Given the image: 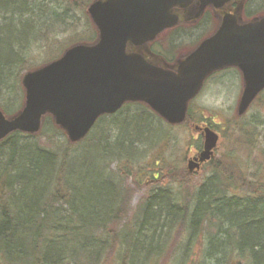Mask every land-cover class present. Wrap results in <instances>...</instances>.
Listing matches in <instances>:
<instances>
[{
	"label": "trees",
	"instance_id": "1",
	"mask_svg": "<svg viewBox=\"0 0 264 264\" xmlns=\"http://www.w3.org/2000/svg\"><path fill=\"white\" fill-rule=\"evenodd\" d=\"M60 8L62 0H0V108L7 116L2 101L18 92L24 71L39 67L27 68L28 55L54 29L50 16L63 19ZM83 10L88 32L72 44L92 45L98 31ZM194 119L190 109L185 124ZM241 120L232 125L251 137L244 149L254 150L255 134ZM49 129L66 137L47 116L39 134L15 132L0 142V264H104L111 252L121 264H160L173 245V264H264V181L235 151L213 159L210 176L192 188L187 170L169 168L166 183L163 156L145 160L166 137L145 104L102 117L76 144L52 149L31 141H52ZM144 176L152 189L128 221L127 179Z\"/></svg>",
	"mask_w": 264,
	"mask_h": 264
},
{
	"label": "water",
	"instance_id": "2",
	"mask_svg": "<svg viewBox=\"0 0 264 264\" xmlns=\"http://www.w3.org/2000/svg\"><path fill=\"white\" fill-rule=\"evenodd\" d=\"M194 0H98L88 9L99 31L94 45H75L63 56L22 78L25 103L7 117L0 109V142L15 132L38 134L51 115L71 144L85 139L100 117L114 115L131 102L147 104L167 124L181 125L188 107L214 73L238 67L244 89L237 113L243 116L264 91V18L247 25L223 21L214 36L176 69L161 68L143 53L142 46L179 23L175 8ZM224 5L230 0H198ZM204 148L189 162V172L213 157L219 136L204 128Z\"/></svg>",
	"mask_w": 264,
	"mask_h": 264
},
{
	"label": "rangeland",
	"instance_id": "3",
	"mask_svg": "<svg viewBox=\"0 0 264 264\" xmlns=\"http://www.w3.org/2000/svg\"><path fill=\"white\" fill-rule=\"evenodd\" d=\"M92 2L93 0H69L66 2L62 0V8L58 9L56 12L61 14L63 19L55 20V17L50 16L49 26L56 30L54 31V29H52L51 34L47 32L44 39L39 42L37 47L31 49L28 55L29 62L27 63V68L37 67L52 59H58L57 57L60 54L62 55L64 51L74 45L72 43L76 42L79 36L85 35L88 32V20L83 9L84 7L88 9ZM254 5V12H264V0H254ZM64 10H66V12H64ZM198 34L199 32L193 33L195 37ZM181 42L183 43L184 40ZM25 72L26 71L22 73V76ZM241 87L240 76H238L237 73L229 72L219 74L206 84L201 96H199L191 106L192 113L197 122L195 121L190 124L173 127L172 129L167 128V124L163 122V129L166 130V137L165 139L162 138L158 142V145L146 151L145 160L153 156H163L166 160L164 163L166 167V175L164 176L166 183L171 182L173 179L172 172L169 168H176L181 175L183 171L188 170V160L195 157L199 152L197 151L196 144H202V141L200 135L193 130L192 127L194 123H202V121H200L201 116L206 117L207 121L214 125L213 129L215 131L220 132V141L215 153V158L223 157L226 153L235 151L234 154H237L242 160L248 161L246 165L248 171L258 179L264 181V97H261L254 103L246 116L242 117L243 120L239 121L242 124H249L251 126L246 128V130L255 134L254 141H256L258 146L254 148V150L244 149L242 142L249 140L251 137L247 136L248 133H240L242 129L239 126L232 125L237 117L236 111L242 93ZM23 93L24 91L20 87L16 94H8L2 101V104L6 106L4 107L7 108L10 115L16 113L22 107ZM137 109L138 107L134 106L128 109V111L134 112ZM124 115H126L125 112L122 113V116ZM208 122L205 121L203 123L208 124ZM48 134L53 135L52 141H48L44 136L38 139L34 138L33 140L29 138L26 139V141L30 142L29 140H31L33 143H39L52 149L67 145V138L58 134V132L54 133L49 129ZM252 137L254 136L252 135ZM142 149L146 148L144 147ZM0 151H2L0 152L1 156L4 149ZM144 163L146 164V162ZM168 171H170V173ZM210 174L209 164H206L202 170L191 176L192 188L202 183ZM146 178V176L142 179L139 178L140 183L137 182L135 177L127 179L129 189L131 190V196L130 204L128 202L125 208L128 212L129 209L133 211L130 212L128 221L134 220L133 215L136 212V208L140 206L141 202L147 196V193L152 189L151 185L153 183H148V179ZM173 246H171L168 254L161 259L160 264H173L175 255L174 249L176 250L177 248L176 245ZM114 256L115 252H111L104 264H121V255ZM190 261H192V259ZM189 262L187 264H189Z\"/></svg>",
	"mask_w": 264,
	"mask_h": 264
},
{
	"label": "flooded vegetation",
	"instance_id": "4",
	"mask_svg": "<svg viewBox=\"0 0 264 264\" xmlns=\"http://www.w3.org/2000/svg\"><path fill=\"white\" fill-rule=\"evenodd\" d=\"M202 4L198 0H194L186 8H175L173 13L180 20L181 32L177 27L164 31L163 39L169 41V45L164 44V47H169L168 52L161 53L152 43L142 46L128 45V51L145 52L153 57H160L156 64L160 67L176 69L178 65L184 61L206 37L212 36L220 27L223 20H238L239 24L255 20L256 12H254V0H232L224 5L216 6L208 4L202 9ZM264 13V12H262ZM259 15V14H257ZM194 32H199L195 37ZM169 33V34H168ZM183 33V34H180ZM161 34V35H162ZM161 35L159 37H161ZM195 37V38H194ZM169 38V39H168ZM184 40L182 43L181 41ZM161 46V45H160ZM198 47V46H197ZM196 47V48H197ZM147 59L153 58L145 56ZM232 70L226 71L227 73Z\"/></svg>",
	"mask_w": 264,
	"mask_h": 264
}]
</instances>
